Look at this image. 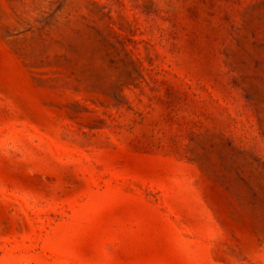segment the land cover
<instances>
[{"label":"rangeland","instance_id":"1","mask_svg":"<svg viewBox=\"0 0 264 264\" xmlns=\"http://www.w3.org/2000/svg\"><path fill=\"white\" fill-rule=\"evenodd\" d=\"M0 264H264V0H0Z\"/></svg>","mask_w":264,"mask_h":264}]
</instances>
